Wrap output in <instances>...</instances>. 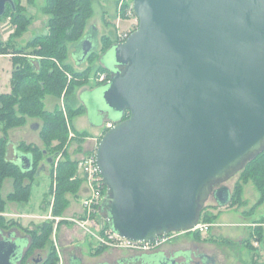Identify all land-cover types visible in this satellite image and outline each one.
I'll return each mask as SVG.
<instances>
[{"label": "water", "instance_id": "obj_1", "mask_svg": "<svg viewBox=\"0 0 264 264\" xmlns=\"http://www.w3.org/2000/svg\"><path fill=\"white\" fill-rule=\"evenodd\" d=\"M132 10L136 28L100 56L107 81L80 98L91 123L102 121L94 108L113 121L94 152L105 221L150 242L192 230L209 196L226 206L224 183L264 150V0H132ZM89 36L78 63L94 52ZM10 235L0 264L21 256Z\"/></svg>", "mask_w": 264, "mask_h": 264}, {"label": "trees", "instance_id": "obj_2", "mask_svg": "<svg viewBox=\"0 0 264 264\" xmlns=\"http://www.w3.org/2000/svg\"><path fill=\"white\" fill-rule=\"evenodd\" d=\"M13 1L14 9L7 6L4 15L0 17L1 19L4 16H9L12 24L16 26L14 36H10L7 41H1L0 39V54H12V62L14 64L10 78L11 90L7 93H0V189L5 178L8 177L12 180V190L5 198L0 193V213L4 210L7 202H27L31 183L30 181H25V179L36 176L39 162L44 159L45 151L48 155L58 153L63 156V159L57 163L56 167L50 169L54 186L52 187L50 183L49 188L50 196H54V201L51 205L52 215L61 216L63 209L68 204L63 201L64 194L78 189L83 182V178L80 176V172L77 173L78 162L65 158V155H67L66 144L69 141L68 127H71L70 123L66 122L62 107L58 103L54 105V109L47 110L44 98L47 95H51L59 100L63 91L65 92L64 94L70 93L78 83L76 80L79 78L83 79L91 70L88 67L78 71L71 64L64 62L69 52V47L78 42L84 35V25L91 13V0H46L47 5L44 7V12L49 15V18L45 22L44 31L35 35L21 46L16 45L13 38L25 30L29 23V18L23 13L21 1ZM111 44L106 47V50ZM92 55L93 53L87 59ZM102 71L108 78L109 74L104 66ZM68 73L71 74V79H74H70L69 83ZM104 82L99 83L103 84ZM64 107L70 114L72 111L71 106L66 100H64ZM127 116L128 114L125 113L122 119ZM28 119L40 121L38 134L43 147L33 143H19L20 150L31 158V167L24 170L7 158V144L9 130L25 125ZM80 135L77 131H74L71 139H79L81 138ZM242 169L239 176L242 181L236 182L232 191H230V200L227 207H235L242 203V183L252 179L259 190V198L250 208L252 210L255 206L264 202V150L250 161H247ZM47 206H50V202H48ZM217 206L220 207L219 205ZM100 210L102 211V207ZM203 211L204 206L200 211V220ZM102 212H105V209ZM216 214L217 212H207L202 215L205 220L202 218V221L199 220L198 222L212 223L216 218ZM53 223L54 220L44 221L35 225L34 232H32L34 246L47 247L46 259L41 264H58L59 261L51 241ZM62 223H68V221L60 220L59 224ZM104 225L108 227L106 221H104ZM0 226L7 229L10 226H17L28 232L27 228H23L15 220L4 222L1 214ZM192 234L195 236L194 238L200 239L198 231H194ZM253 238L258 241L262 239L260 233L255 230L252 236L250 235L246 240V244L250 249H254L251 241ZM252 264H255L254 260H252Z\"/></svg>", "mask_w": 264, "mask_h": 264}, {"label": "rangeland", "instance_id": "obj_3", "mask_svg": "<svg viewBox=\"0 0 264 264\" xmlns=\"http://www.w3.org/2000/svg\"><path fill=\"white\" fill-rule=\"evenodd\" d=\"M21 4L23 5V13L29 18V23L26 26L25 30L18 33L16 37L13 39H16V45L21 46L24 45L29 39L34 37L37 34H40L44 31V23L49 18V15L44 12V7H46L47 3L46 0H20ZM8 18L3 20L0 23V29H1V38L7 39L10 36L15 35V25L10 24L8 22ZM137 26V18L134 15L132 11V0H91V13L86 19V23L84 25V34L90 35L89 39L92 40V47L94 49L93 55L85 60L84 62H81V65H76L78 60L81 58L83 50L79 47H75L76 43L72 44L69 47V52L64 60V62H67L73 66L75 70L81 71L88 67L91 68L87 76H85L83 79L79 78L76 81L78 82L75 87H73V90L68 93L64 94L65 92L61 94L59 97V100L57 98L52 97L51 95H47L44 98V102H46V109L52 110L54 107L51 105L56 102L62 107V112L64 118H66V122L70 123L69 125L71 127H68V143L67 146V155H65V158L69 160H74L79 162L81 158L86 157L89 154H94L96 145L102 136L103 132V126L106 121L113 122L110 118L106 116V113L98 112V108H94L93 110V117L95 119H101V124L94 125L91 123V120L86 112V105L84 101L80 98V95L85 93L86 90H93L100 85L99 78L103 74V64L100 61V56L104 54L106 47L114 42L122 41L131 30H134ZM109 56V55H108ZM105 57L104 60L107 64L112 65L113 60L112 58ZM12 69V61L8 56L0 55V92H9L10 89V71ZM69 74L68 77V83L71 80V74ZM71 79V80H70ZM93 92L90 93V99H92ZM64 100H66L69 105L71 106V112L68 114L67 109L64 107ZM47 102H50L51 109L47 105ZM100 105H104L103 102L99 101ZM36 120V119H34ZM30 121V120H28ZM28 126L30 127V122H28ZM38 121V126L36 129L32 130L30 128H22L23 126L14 127L9 130L10 133V146L8 150V156L9 158L13 159L14 157V151L16 146L18 145L19 141L24 142H32L34 144L39 145L40 147H43L41 140L39 139L38 131L40 129V121ZM26 123V125H27ZM77 131L81 138L73 140L71 137L73 136V132ZM80 143V144H79ZM79 144V145H78ZM88 147V150L85 148ZM86 150V151H85ZM54 163L53 165H49L45 160L39 162V171L36 172V176H32L29 179H25V181H30L31 183V189L29 193V199L25 203H15V202H7L4 206V210L2 213H0L3 216L4 222H8L11 220H18V222L22 226L26 227H32L35 224L40 223L42 220L40 218H32L28 217L27 214H41L40 216L46 215L48 212H50L51 208L48 207L47 204L50 202V195L49 194V188L50 183L53 187L54 184L52 182L53 176L50 175L49 171H46L44 166L47 165V168L52 169V167H56L57 163H59L63 156H53ZM82 158V159H83ZM78 164V163H77ZM77 173H79V165H77ZM243 169H241L239 172H237L233 177H231L229 180H227L224 184L227 185L230 190L232 191V188L234 187L236 182H241L242 179L239 177L240 172ZM246 174V173H245ZM244 174V175H245ZM251 179V178H249ZM12 190V180L11 178H5L2 183V187L0 189L1 196L5 198V196ZM53 196V195H52ZM80 196H86V193L83 189L80 187L72 192H67L64 194L63 201L68 203L63 209V216L65 217H73L77 218L78 215L81 212L80 209V202L82 199ZM259 198V190L253 183V180H247L245 183H242L241 186V201L238 206L231 207V208H238L242 213V219L239 218L240 221L243 220L247 214L243 211L242 208L246 207L248 210V206H252L256 203V201ZM256 207V206H255ZM24 209L23 212H26V214H22V217H17L15 215L14 209ZM227 205L223 207H218L214 198L209 196V198L206 200L204 204V211L203 214H206L207 212H213L216 213L217 219L218 214L223 211V209H227ZM230 208V207H229ZM48 210L47 213H45V210ZM253 210V209H252ZM22 212V211H21ZM104 214V212H103ZM201 215V217L204 219V217ZM264 215V202L258 205L256 208V211L254 215H252L251 218H260ZM202 218L200 221H202ZM244 219L246 220H251ZM213 221V222H214ZM70 223V226H65L67 228V233H69V238L67 236V242H72L76 244L78 247L77 249L80 250V254L87 255L89 244L92 243L93 246H95L96 242L99 240L97 238H93L90 234H88L79 224L76 222H68ZM210 226V222H208ZM11 227V226H10ZM9 227V228H10ZM230 229H233L237 232L236 227H230ZM217 231L214 229L212 230V234L215 238L212 240L214 243L213 246L210 249H213V252H215V256L219 257L224 264H252L251 258L255 257L254 251L257 252H263L264 251V241H261V245L255 249L248 248L249 246L246 244V240L249 238V236H252V233L255 232V228L249 230L248 227H239L238 235L234 233L232 235V238L228 239L229 242L226 241L227 237L224 235L227 233H224L225 231L223 228L218 227ZM193 230H190L188 232H180L183 233L180 236H177L175 238H172V245H180L182 244H190L193 236ZM203 231L200 233V239L206 240L205 237H207V233ZM62 233V232H61ZM250 233V234H249ZM240 235H243L240 237ZM51 237H53L51 235ZM245 238V240H244ZM168 240V241H171ZM92 241V242H91ZM166 241V240H165ZM167 243V245H170V243ZM252 245L256 241L254 238L251 239ZM64 244V243H62ZM163 244L160 242V245ZM206 245L205 243H203ZM164 245V244H163ZM165 245V247H168ZM209 245L206 247L208 248ZM122 247L114 246V252H116L115 249H119ZM205 247L204 249L207 250ZM64 255L66 257V252L64 251ZM261 258L259 259L258 264H264V257L263 255H259Z\"/></svg>", "mask_w": 264, "mask_h": 264}, {"label": "flooded vegetation", "instance_id": "obj_4", "mask_svg": "<svg viewBox=\"0 0 264 264\" xmlns=\"http://www.w3.org/2000/svg\"><path fill=\"white\" fill-rule=\"evenodd\" d=\"M7 18L9 20L8 22L12 24L11 18L9 16H4L3 18H1L0 23ZM9 38L2 39L1 29H0L1 41H7L9 40ZM15 40L16 39H13V41ZM0 55L8 56L12 61V54H0ZM13 69H14V64L12 62L10 78H11V72ZM68 75L69 74H67V77ZM10 89H11V86H10ZM28 120L34 121V119H28ZM0 135H1V132H0ZM10 139L11 138L9 137V133H8L7 158L13 161L14 163H16V165H18L22 169L25 167L26 164L22 156L23 151L20 150L19 148V143L24 142V141H19L14 151L15 158L11 159L8 156ZM24 143L29 144L32 142H24ZM44 153H45V156L43 160H45L51 166L54 163L53 156H60V154L58 153L57 154L55 153L54 155H48L46 154L45 151ZM50 160H52L51 163L49 162ZM46 171H49L50 173V170H46ZM53 201H54V196H51L50 205L53 204ZM18 217H20V215H18ZM36 218H40L42 220L38 224H41L47 220H54L52 236H53L54 231L56 230L58 231V229L60 228L67 229L65 227L66 225L70 226L69 225L70 223L59 224L60 220H66L68 222H75L74 220L77 219L73 217H65L63 216V213L61 216H53L51 210L46 215L44 216L39 215V216H36ZM15 221L18 222L17 219ZM38 224H35V225H38ZM35 225H33L32 227H29V226L26 227V226L21 225L23 228H27L28 232L20 229L17 226H11L8 229L0 226L1 228L0 238H7L9 234H11L10 238L16 242V245L17 246L19 245L20 247L22 246L20 250L21 256L16 261L15 264H41L45 261L46 256H47V247L41 248V247L34 246L32 232H34L33 230H34ZM181 234L183 233L170 232L165 235H162L163 237L165 236L166 238L165 239L166 241L164 240L163 242H161L164 245L163 244L160 245V243L150 244L143 249H131V248L122 247L119 249H115L116 252H114L113 246L109 245L107 242L97 241L95 246H93L92 243L89 244L88 253L87 255H84V256H82V254L79 253L80 250L77 249L78 247L76 246V244L72 242H67V238L60 239V241L58 240L57 242L55 240V237H51V241L57 253L59 261L61 257L60 264H63V263L64 264H218L217 257L215 255L209 254L204 249V247L206 248V246H204L203 244L205 243V240L192 238L191 241L189 242L190 244L188 245L187 244L184 245L182 244V242L180 245H172L171 239L177 236H180ZM168 240H171V241H168ZM167 241L168 243H170V245H167V243H165ZM165 245H167L168 247H165ZM64 251L66 252V257L64 255ZM64 260L65 262H63Z\"/></svg>", "mask_w": 264, "mask_h": 264}, {"label": "built area", "instance_id": "obj_5", "mask_svg": "<svg viewBox=\"0 0 264 264\" xmlns=\"http://www.w3.org/2000/svg\"><path fill=\"white\" fill-rule=\"evenodd\" d=\"M133 11V10H132ZM69 77V75H68ZM105 74L99 78V82L107 81ZM113 122L106 121L103 130L112 127ZM80 176L86 184V196L81 201L82 213L74 221L79 224L88 234L94 236L99 241L107 242L111 246L143 249L150 244L163 242L165 236L156 237L153 241L142 242L124 238L112 232L109 227L104 225L105 214L100 210L106 192L105 183L97 169L94 154H89L78 162ZM209 224L197 222L192 229L199 233L206 231Z\"/></svg>", "mask_w": 264, "mask_h": 264}, {"label": "crops", "instance_id": "obj_6", "mask_svg": "<svg viewBox=\"0 0 264 264\" xmlns=\"http://www.w3.org/2000/svg\"><path fill=\"white\" fill-rule=\"evenodd\" d=\"M44 27H45V23H44ZM76 46L80 47L79 46V41L76 42L75 47ZM76 65H81V64L77 62ZM2 93H5V92H2ZM55 104H56V102H54L51 106L54 107ZM47 105L51 109L50 102H47ZM45 108H46V102H45ZM28 122H30V123L32 122L31 124L37 123V125H38V121L37 120H34V121L30 120ZM27 127L31 129V127L28 126V123H27V125L23 126L22 128L24 129V128H27ZM32 130H34V129H32ZM9 137H10V133H9ZM85 149L88 150V147H86ZM44 167H45L46 170H49V168H47V165L44 166ZM80 188L83 189L84 192L86 193V184L84 182H82ZM80 198L83 199L84 196H82V197L80 196ZM79 205H80V209H81V212H80L79 215H81V213H82L81 202H80ZM252 206H248V208L249 207L251 208ZM257 207H258V205L255 208H253V210H250V208L248 210H246L247 209L246 207L242 208L243 211L247 214L245 217H248V218H243L242 221H240L239 218L242 219L241 217L243 215H242V213H240L241 211L238 208H231V207L229 208L228 207L227 209H223V211L218 214L217 219L214 222H212L210 224V226L208 227V229L205 231L207 233V237H205V239H206L205 240V244L206 245H204V246L207 247L209 245V247L206 248L207 249L206 251L209 254L215 255V252H213V249H210V248L213 246L212 244L214 243V241L212 239L215 238L213 236V234H212V230L214 229L215 231L219 232L217 230L218 227L223 228V230L225 231L224 233H227V234L224 235L225 237H227V239H226L227 242L230 241L228 239L232 238V235H234V233H236L238 235L239 227H245L246 226V227L249 228V230H251L250 232H252V229L255 228V230H257L260 233L262 239L260 241L256 240L253 245H254V249L259 247L261 245L260 242L264 241V215L261 217V219L260 218L259 219L258 218H251L252 215H254ZM23 210L24 209H21V208L20 209L15 208L14 209L15 212H13V213H15V215L17 217H18V215H20L22 217V214H24V213L26 214V212H23ZM48 210L49 209L45 210V213H47ZM27 216L28 217H32V218H36V216H39V214H27ZM249 218H251V220L244 221V219H249ZM230 227H236L237 232L235 230H233V229H230ZM68 231H67V229L60 228V229H58V231L57 230L54 231L53 237H55V240L58 242V240L60 241V239L67 238V236L69 235V233H67ZM241 236H242V238H240V239H243L244 236L240 235V237ZM244 240H245V238H244ZM254 254H255V257L251 258V260H254L255 264H258L259 259L261 258L259 255H263L262 257H264V251L263 252L254 251ZM82 256H84L83 253H82ZM217 259H218L217 260L218 264H220V263L224 264L223 261L219 257H217ZM38 261H40V260H38ZM60 262H61V257H60V261H59L58 264H60ZM63 262H65V260Z\"/></svg>", "mask_w": 264, "mask_h": 264}]
</instances>
